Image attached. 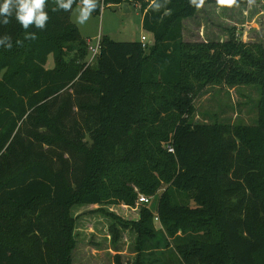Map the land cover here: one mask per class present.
Listing matches in <instances>:
<instances>
[{
    "label": "trees",
    "instance_id": "1",
    "mask_svg": "<svg viewBox=\"0 0 264 264\" xmlns=\"http://www.w3.org/2000/svg\"><path fill=\"white\" fill-rule=\"evenodd\" d=\"M95 3V16L140 6L152 44L102 37L88 65V40L56 0L44 29L0 25L13 45L0 46V264H73L72 210L91 205L114 221L113 243L136 232L139 253L158 214L161 264H264V46L186 42L184 21L217 0ZM215 86L259 87L256 123L196 122V100ZM140 195L156 202L138 220L104 209Z\"/></svg>",
    "mask_w": 264,
    "mask_h": 264
},
{
    "label": "rangeland",
    "instance_id": "2",
    "mask_svg": "<svg viewBox=\"0 0 264 264\" xmlns=\"http://www.w3.org/2000/svg\"><path fill=\"white\" fill-rule=\"evenodd\" d=\"M76 9V7H75ZM75 9L71 20L77 26L81 36L92 45L102 37L116 42H140L145 36L152 44V37L143 30V15L138 5L130 6V13H124L121 7L103 9L100 16L93 13L89 20L79 25L76 22ZM184 40L190 43H226L231 37L243 43L264 46V0L241 6L208 5L195 17L184 21ZM73 53L67 54V58ZM94 64V63H93ZM55 55L48 57L46 68L54 69ZM260 88L241 86L236 88L209 87L196 102V122H212L218 119L231 124H255ZM155 198L148 205L137 204L134 208L126 206L104 207L108 212L116 213L128 221L138 220L143 206L155 210ZM101 206H78L72 214L78 217L77 244L72 250L73 264H115L120 257L122 264H161L170 254L167 247L168 234L158 214L154 215V236L146 245L150 247L142 252L137 250V234L133 230H121L118 243L112 242L110 226L114 221L98 212Z\"/></svg>",
    "mask_w": 264,
    "mask_h": 264
},
{
    "label": "clouds",
    "instance_id": "3",
    "mask_svg": "<svg viewBox=\"0 0 264 264\" xmlns=\"http://www.w3.org/2000/svg\"><path fill=\"white\" fill-rule=\"evenodd\" d=\"M47 0H0V25H8L14 18L24 30L34 26L37 29H44L49 20V14L45 10ZM76 3L75 15L79 25L85 24L96 9L95 0H56L58 10L66 12L73 11V4ZM195 8L203 7L204 0H190ZM235 0H217L218 7L230 6ZM34 34L29 33V36ZM12 40L11 36L5 35L0 38V46L12 48L8 43Z\"/></svg>",
    "mask_w": 264,
    "mask_h": 264
},
{
    "label": "built area",
    "instance_id": "4",
    "mask_svg": "<svg viewBox=\"0 0 264 264\" xmlns=\"http://www.w3.org/2000/svg\"><path fill=\"white\" fill-rule=\"evenodd\" d=\"M138 7L140 8V6ZM141 42L143 43L144 48H146L148 43H147V38L145 36L141 38ZM101 48H102L101 38L97 41L95 45H92L88 40V51H89L88 65H92L93 63H95L96 59L101 53ZM169 151L174 152L172 147H169ZM149 203H150V198L145 197L144 195L139 196L137 204L148 205Z\"/></svg>",
    "mask_w": 264,
    "mask_h": 264
},
{
    "label": "water",
    "instance_id": "5",
    "mask_svg": "<svg viewBox=\"0 0 264 264\" xmlns=\"http://www.w3.org/2000/svg\"><path fill=\"white\" fill-rule=\"evenodd\" d=\"M121 8H122V10H123V12L124 13H130L131 12V10H130V6L128 5V4H123L122 6H121Z\"/></svg>",
    "mask_w": 264,
    "mask_h": 264
},
{
    "label": "crops",
    "instance_id": "6",
    "mask_svg": "<svg viewBox=\"0 0 264 264\" xmlns=\"http://www.w3.org/2000/svg\"><path fill=\"white\" fill-rule=\"evenodd\" d=\"M146 1H150L151 3L153 2V0H146Z\"/></svg>",
    "mask_w": 264,
    "mask_h": 264
}]
</instances>
